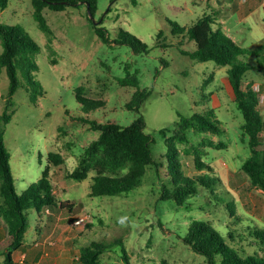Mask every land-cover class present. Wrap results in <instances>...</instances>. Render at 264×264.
<instances>
[{"label":"rangeland","instance_id":"obj_1","mask_svg":"<svg viewBox=\"0 0 264 264\" xmlns=\"http://www.w3.org/2000/svg\"><path fill=\"white\" fill-rule=\"evenodd\" d=\"M231 1L236 0H98L94 18L102 22L97 27L108 31L111 42L118 41L120 30L129 32L148 45L147 53H136L127 44L103 42L88 20L84 4L68 6L61 12L44 9L50 35L40 29L32 0H8L7 7L0 8V26H20L40 46L35 55L38 69L33 77L39 86L20 78V87L10 98L6 71L0 70V131L10 156L15 191L20 195L41 178L49 153H61L65 164L52 167L55 195L60 201L75 204L73 214L89 215L86 221H90L74 226L78 233L76 250L94 241L111 244L120 239L131 264H206L207 258L183 241L189 224L199 220L214 225L232 248L242 247L241 255H264L254 228L256 223L264 229V193L252 187L241 171L250 149L242 131L243 115L233 100L228 67L193 59L194 42L185 34L173 35L169 23L189 26L210 15L215 23L211 26H219L222 19L214 13ZM239 20L240 16L234 15V24L227 23L224 30L239 45L250 47L254 43L250 33L241 42ZM159 31L163 32L165 47L157 42ZM2 51L0 39V54ZM243 60L254 66L244 82L258 83L263 93L264 73L255 69L258 61L264 66L263 57L248 56ZM128 74H137L138 87L124 88L117 83ZM78 88H83L86 98L104 100L106 107L85 114L76 99ZM137 88L149 92L140 113L146 122L145 132L153 140V157L165 165L167 173L168 147L160 130L173 128L180 116L204 115L210 110L225 130L221 135L190 130L189 144L178 146L189 150L177 158L187 174L200 173L194 162L197 153L213 169L207 174L217 184L212 189L200 188L181 206L159 199L162 185L168 182L163 169L158 176L149 167L140 188L110 197L89 196L93 172L81 181L66 177L77 166L83 146L98 136V132L87 131L71 120L88 117L101 123L116 120L127 126L138 116L125 107ZM7 105L11 119L5 124L2 115ZM261 113L264 118V102ZM262 139L260 149H264V136ZM209 140L225 146L211 148L205 143ZM45 211L41 217L35 210L26 212V241L33 238L39 219L47 216ZM63 211L69 213L68 209ZM235 228L237 233L231 232V240L228 233ZM120 254V247L113 245L104 254V263L122 264Z\"/></svg>","mask_w":264,"mask_h":264},{"label":"trees","instance_id":"obj_2","mask_svg":"<svg viewBox=\"0 0 264 264\" xmlns=\"http://www.w3.org/2000/svg\"><path fill=\"white\" fill-rule=\"evenodd\" d=\"M80 4H84L91 14L95 15L98 0H32L35 18L46 35H50L51 30L43 16L44 9L61 12L68 6ZM7 5L8 0H0L1 9L6 8ZM87 18L91 22V19ZM169 23L173 28V35L185 34L189 40L194 42L196 50L192 54L193 59L202 63L212 61L216 66L228 67L227 76L232 88L233 100L243 115L242 131L244 136L248 137L250 149V157L241 166V171L248 177L252 187L264 193V149H260L263 145L264 118L261 113L260 93L254 90V81L244 82L246 73L254 66L243 60L248 56L258 58L261 55L264 62V42L253 47H242L220 28L212 27L213 19L210 15L197 19L189 26H180L173 21ZM94 29L105 43L127 44L136 53H147L149 50L147 44L124 30H120L118 41L112 40L111 42L105 28L94 27ZM162 36L163 32L159 31L157 42L165 47L164 36ZM0 39L3 47L0 54V70L6 71L9 80V97L12 98L20 87V78L31 85L39 86L33 77L38 69L35 55L40 46L20 26H0ZM261 65L258 61L255 69L264 73V66L261 67ZM117 83L124 88H136L139 81L137 74H128L126 78L119 79ZM82 92L83 88L77 89L76 99L83 106L85 114L106 107L104 100L86 98ZM127 93H130V90ZM148 96L147 89L137 88L133 92L125 107L138 113V116L127 126L121 125L116 120H107L104 123L90 120L88 117L71 120L72 123L87 131L98 132L95 139L83 146L77 166L66 175L69 179L81 181L93 172L90 197L119 196L140 188L149 167H153L158 176L163 169L162 173L164 172L163 175L168 181L162 185L159 199L172 200L180 206L190 197L197 195L200 188L212 189V186L217 185L213 179H209L207 173H212L213 169L203 162L201 155L196 153L194 157L196 170L200 173L193 176L184 171L181 161L177 159L178 156L187 155L189 152L188 149H180L178 146L189 144L188 132L190 130L213 135H221L225 132L214 112L210 110L204 115L180 116L173 128L160 130V135L166 140L168 147L166 157L169 173H167L164 169L165 165L153 157V140L145 132L146 122L140 113L141 106ZM9 105L5 107L2 115L5 124L11 119V114H8ZM205 143L211 148L225 146L211 140ZM9 160L10 156L4 143V133L0 131V217L6 226L7 237L10 240L3 254L4 264H13L12 253L24 245L25 234L28 230L26 217L28 210H35L41 217L44 209H68L70 213H73L75 207V204L70 201H60L54 194L51 172L52 167L60 168L65 164L61 153L48 154V165L42 171L41 178L31 183L20 195L15 191ZM88 222L90 221H86L85 224ZM254 225L255 234L260 241V250L264 252V229L256 223ZM231 232L237 233V229L230 230L228 233L230 239L234 240ZM183 241L195 253L204 255L207 258L206 264H264V255L259 253H255L257 256L241 255L242 247L232 248L218 229L209 222L192 221ZM113 245L120 247L122 264H131L130 256L120 239L111 244L94 241L82 246L74 264H105L104 254Z\"/></svg>","mask_w":264,"mask_h":264},{"label":"crops","instance_id":"obj_3","mask_svg":"<svg viewBox=\"0 0 264 264\" xmlns=\"http://www.w3.org/2000/svg\"><path fill=\"white\" fill-rule=\"evenodd\" d=\"M214 14L219 15L223 22L214 28H220L227 34L224 28H226L227 23H231V26L234 24L231 19L237 14L240 16L237 26H242L240 28L241 34H243L241 42L246 41V33H250L249 38L254 42L250 47L264 42V0L231 1L229 6L224 3L221 11ZM213 24H215L214 21ZM228 36L237 43L231 35ZM257 84L254 82L253 86ZM52 173L53 171L51 175ZM78 214L68 213L61 209L49 210L47 216L39 219L35 225L33 238L27 241L25 239L24 245L12 253L13 264H74L79 255V249L76 250L74 245L78 234L74 231V223ZM50 240L56 244L49 246L47 242ZM9 242L6 226L0 217V264H4L3 254Z\"/></svg>","mask_w":264,"mask_h":264},{"label":"built area","instance_id":"obj_4","mask_svg":"<svg viewBox=\"0 0 264 264\" xmlns=\"http://www.w3.org/2000/svg\"><path fill=\"white\" fill-rule=\"evenodd\" d=\"M254 90L260 93V103L262 104L264 102V93H261V88L260 85H254ZM54 194H55V190H54ZM50 209H46V213H49ZM89 218V215H84L82 217H77L74 225L75 226H80L83 224V222H86V220ZM47 244L49 246H54L56 244V242H54L53 240H50L47 242Z\"/></svg>","mask_w":264,"mask_h":264},{"label":"water","instance_id":"obj_5","mask_svg":"<svg viewBox=\"0 0 264 264\" xmlns=\"http://www.w3.org/2000/svg\"><path fill=\"white\" fill-rule=\"evenodd\" d=\"M88 17L91 19V21L93 22L95 27L99 26L101 24V22H102V20L95 21L94 16L91 14V12L89 10H88Z\"/></svg>","mask_w":264,"mask_h":264}]
</instances>
